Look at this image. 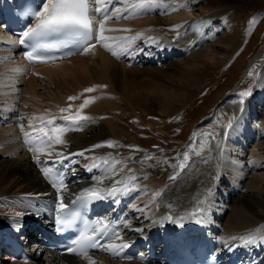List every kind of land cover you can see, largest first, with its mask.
I'll return each mask as SVG.
<instances>
[{"label":"bare ground","instance_id":"bare-ground-1","mask_svg":"<svg viewBox=\"0 0 264 264\" xmlns=\"http://www.w3.org/2000/svg\"><path fill=\"white\" fill-rule=\"evenodd\" d=\"M90 1L94 10L97 6L95 0ZM39 3L42 10L46 0H40ZM138 3L140 0H105L101 6L107 8V15L111 17L104 22L105 30L102 35L106 39L99 41L94 38V47L90 51H81L49 63L28 65L15 49L6 47L12 41L6 34L0 32V233L15 221L24 223L26 227L34 225L35 229L38 228L37 221L43 225L48 224L59 203V196H63L64 203H67L86 188L103 189L107 194L115 189V196L121 197V202L129 197L134 200L131 211L125 213L122 233L100 252L79 258L59 255L43 248L32 235L25 238L30 243L32 261L18 262L12 257L3 256L0 258V264H166L158 255L159 252L148 256V250L145 248L142 251L143 257L149 259L147 262L121 259L118 252L119 244L131 242L142 248L141 237L144 236L154 241L159 239L158 243L154 244L157 248L162 242V235H158L159 232L154 225L157 218L165 217L170 222L177 220L188 222L189 216L193 219L199 217L205 219L206 227L211 228L216 234L218 246L223 244L225 247L228 246L229 250H235L234 253L238 256L235 257L236 264H264V239L256 241L252 246L245 241L251 234H264V211L260 209L253 211L251 208L264 207L259 197L247 196L246 202H242L245 210L232 211L225 221L226 229L218 235L225 205H222V211L214 210L210 214L204 211L202 204L194 207V203L203 198L211 201L224 200L231 191H235L239 185L237 182L243 179L244 174L264 169V154H260L264 149L262 147L264 127H258L257 118H254L260 105L263 104L264 108V83L256 89L255 97L249 98L250 104L258 103V106H255V109L242 110L241 125L232 126L229 131L228 126H225L226 128L223 126L219 141H211L210 146L215 158L211 160L206 154L200 156L202 150L198 152V148L209 142L205 140L190 151V154L194 152L198 155L190 159L194 161L179 167L181 169L175 172V179H169L164 173L167 166L161 160L163 153L139 149L124 150L109 133L98 131L95 129L96 126L94 127L93 118L100 117L99 109L111 106L113 102L121 105L122 102H115L117 100L124 99L131 107L133 101H138L139 110L143 112L147 109V105L138 100L141 93L146 98L149 92L137 82L139 70L137 65L153 63L161 65L154 69L161 71L164 80L171 79L172 75L181 70L184 77L178 79L187 86L198 79L202 58L215 60L209 53L212 47L209 43L218 28H214V25L210 29L208 27L216 20L212 19L213 15L197 13L195 15L192 6L197 3L196 0H158L153 6L136 9L134 5ZM117 9L123 14L121 18L117 16ZM94 17L96 37L100 35L101 18L95 13ZM161 24L177 28L180 33H184L185 44L188 42L191 44L198 39V44L205 41L206 47L198 48L195 54L189 53L187 62L175 60L168 65L162 64L164 60L188 50L190 45L183 47L175 45V40L166 38ZM197 42L194 46H197ZM225 46L229 49L234 48L228 43ZM251 61L253 64L252 58ZM15 69L20 71L17 72ZM154 69L147 73L150 76H157ZM168 87L171 90V86L166 84L167 89ZM88 88H92L93 91L85 92ZM234 95L232 91L228 92L220 98V102ZM70 96L77 99L70 101L68 99ZM85 100H88V104L81 107ZM102 100L104 103H101ZM157 103L161 110L172 104L170 100L167 103H163V100ZM80 116L88 119L79 121ZM64 117L68 118V122L63 119ZM202 118L200 123L209 120V115ZM49 120L53 121L51 125L47 124ZM76 121L80 125L78 128L74 127ZM88 126L91 132L89 136L88 131L84 130ZM60 128L64 130L61 132ZM40 129H43V133L39 131ZM204 130L207 133L211 132L210 129ZM25 133L28 134L27 138ZM222 135L226 137L223 139ZM56 136L65 143H55ZM47 137H53V140L49 142ZM251 139L254 143L249 147ZM109 142L112 144L111 147L107 146ZM95 145L100 147L94 148ZM222 145L225 166L220 168L216 166L215 159H220ZM81 152L84 153L83 156L79 155ZM248 153L254 157L252 163H247ZM257 153L259 156L254 155ZM70 154L75 155H72L71 159H65ZM52 161L57 163H49ZM58 166L61 168V174L54 187L53 182L47 179L48 174L46 175L42 169L52 170ZM228 168L233 172L230 175ZM257 180L264 179L259 176ZM227 181L235 184L234 189L226 191L221 188V184ZM57 187H61L60 192H57ZM255 188L260 187L256 184ZM242 248L244 253L237 251ZM242 255L240 260L239 257Z\"/></svg>","mask_w":264,"mask_h":264},{"label":"rangeland","instance_id":"rangeland-1","mask_svg":"<svg viewBox=\"0 0 264 264\" xmlns=\"http://www.w3.org/2000/svg\"><path fill=\"white\" fill-rule=\"evenodd\" d=\"M196 1L197 3L192 6L195 15L196 13L213 15L212 19L216 20L211 27H208L210 29L214 25V28H218L209 43L212 46L209 53L215 57V60L202 58L198 79L187 86L179 80L184 77L181 70L172 75L171 79L165 78L164 80L161 71L154 69L161 65H157V63L144 64L143 66L137 65L139 67V70H137V82H140L143 85L142 88H147L149 92L146 98L141 93L138 100L140 103L143 102L144 105H147L146 107L149 111L147 109L143 110V112L139 110L140 108L137 107L138 101H133V107H131L126 100L116 99L117 101L115 102H122V106L114 102L111 106H103L102 110L99 109L100 117L93 118L95 129L109 133L124 150L139 149L163 153L161 160L167 166L164 173L168 177L175 176V172L181 169L179 167L194 161L190 159L192 157L194 159L198 154H194V152L190 154V151L196 148L197 145H201L205 140L209 142L200 146L198 152L202 150L200 151L202 154L200 156L206 154L211 160L214 159L213 149H211L210 144L219 141L218 137L220 132H222L221 129L225 126H228L227 131H229L232 126L241 125L243 111L258 106V103L250 104L249 102L252 97H255L258 86L264 83V0H255V2H252V0H244V2L236 0ZM160 26H163V24ZM163 31L166 38L175 40V45L180 47L190 45L188 50L182 54L164 60L162 63L164 65H168L169 62L172 63L175 60V62L180 60L187 62L189 53L195 54L198 48L203 49L206 47V42L200 41L198 44V39L191 42V44L190 42L185 44L184 33H180L177 28L164 25ZM195 42H197V46H194ZM219 43L223 45L217 46ZM226 43L232 44L234 48H227L225 46ZM251 58L253 64H251ZM151 69L155 70V75L157 76H150L147 73ZM166 84L171 86V90H169L170 87L166 88ZM231 91L235 95L220 102V98ZM244 92L249 94L242 96L241 93ZM162 100L163 103H167L170 100L171 106L162 110L159 109L157 102ZM101 103H104V101L102 100ZM262 106L263 104L260 105L257 109L258 113L254 116V118H257L258 127H264V108ZM206 115H209L208 122L200 123L201 119H203L202 117ZM215 123L217 124L215 125ZM208 126L211 128H208ZM89 128L90 126L84 130L89 132ZM204 129H210L211 132L207 133ZM88 132L87 135L89 136L91 132ZM256 132L258 133V131ZM222 136H224L223 139L226 137V135ZM224 143L225 140H223ZM252 143L254 142L249 141V147L253 146ZM262 143L264 144V140H262ZM218 145L220 144L218 143ZM260 154H264V149L261 150ZM185 155L188 156L187 161L184 160ZM254 155L259 156L258 153ZM246 156H248L247 163H252V158L254 157L250 156L249 153ZM222 157L224 158V155H221L219 160L215 159L216 166L220 168L225 166ZM172 164L174 165L172 166ZM241 164L245 165L243 162ZM227 171L229 175L233 173L229 168ZM259 171L249 172L247 173L248 175L244 174L243 181L237 182L239 185L235 191H231V194L224 200L211 201L203 198L194 203V207L202 204L206 213L219 210L223 204L225 205V209H223L225 213L221 219L217 235L223 229H226L225 221L232 211L245 210L242 202H246L247 196L248 198L253 195L254 197H259L264 203V180H257L259 176L264 179V169ZM256 184L260 188H255ZM234 185L232 182L227 181V183L221 184V188L227 191L228 189H234ZM251 208H253V211L259 209L264 211V207L261 206H251Z\"/></svg>","mask_w":264,"mask_h":264},{"label":"snow or ice","instance_id":"snow-or-ice-1","mask_svg":"<svg viewBox=\"0 0 264 264\" xmlns=\"http://www.w3.org/2000/svg\"><path fill=\"white\" fill-rule=\"evenodd\" d=\"M90 0H46L45 5L42 7L37 13H34L37 16L38 22L34 27L28 28L26 31L22 33V37L20 38V43L24 44L27 42H31L32 52L27 53L26 58L29 61L39 60V56L37 55V50H45L50 51L52 49H56L58 47H68L69 43L79 46L80 51L88 52L94 47L92 43L94 39V22L90 17V12L94 11L95 14L100 15L101 22L99 23V36H96L95 39L99 41H103L106 38L102 35L104 32V22L108 19H111L109 15H107V8L102 7L105 3V0H95L96 7L94 10L89 7ZM158 0H140V3L134 5L136 9H144L146 7L153 6L157 4ZM118 18H121L123 14L119 12V9L116 10ZM115 39V38H109ZM53 41H56L55 43ZM15 71H20V69H15ZM92 88L85 89V92H92ZM249 93L244 92L241 93L242 96H247ZM70 101L77 99V97H69ZM88 104V100H85L84 107ZM61 111H66V109H61ZM66 122H68V118H63ZM88 119L85 116H80L79 121H83ZM53 123L52 120L47 121V124L51 125ZM79 122H74V127H79ZM63 128H60L59 131H63ZM43 133V129L39 130ZM46 135V134H45ZM27 138L28 134L25 133ZM47 140L50 142L53 140V137H47ZM55 143L63 144V141L59 136L54 138ZM27 142V139H26ZM109 147L112 146L111 142L108 143ZM95 147H100V145H95ZM75 154H70L69 157H65V159H71V156ZM79 155L83 156L84 153L81 152ZM184 160H188V156H184ZM39 163V160H37ZM51 164L57 163V161L49 162ZM42 171L47 175L51 168H44ZM169 179H175V176L169 177ZM53 186H56V181L53 180ZM62 186V181H61ZM57 192L61 191V187L56 188ZM116 190L113 189L108 193V195H115ZM159 194V193H158ZM104 196L94 188H89L83 190L76 198L73 203L77 201L81 203H88L94 200L103 199ZM58 211L62 212L66 205L64 204L63 196L58 197ZM65 221L60 220L59 223L63 224ZM95 237L93 236H82L79 240H74L73 244L79 246L82 251L81 255H87V248L95 247L94 243ZM254 238H249V242H252ZM123 247H128V245H123ZM73 249L69 248L67 251L71 252Z\"/></svg>","mask_w":264,"mask_h":264}]
</instances>
